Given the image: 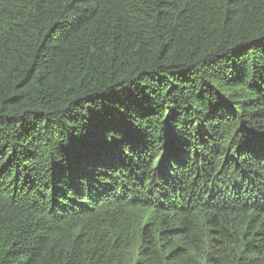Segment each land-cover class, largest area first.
Returning <instances> with one entry per match:
<instances>
[{
	"label": "trees",
	"instance_id": "16d2710c",
	"mask_svg": "<svg viewBox=\"0 0 264 264\" xmlns=\"http://www.w3.org/2000/svg\"><path fill=\"white\" fill-rule=\"evenodd\" d=\"M0 264H264V0H0Z\"/></svg>",
	"mask_w": 264,
	"mask_h": 264
}]
</instances>
